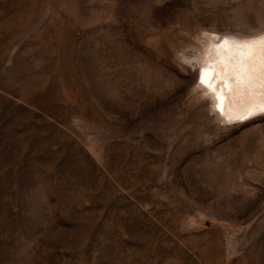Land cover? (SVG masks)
I'll return each instance as SVG.
<instances>
[{"label":"rangeland","instance_id":"1","mask_svg":"<svg viewBox=\"0 0 264 264\" xmlns=\"http://www.w3.org/2000/svg\"><path fill=\"white\" fill-rule=\"evenodd\" d=\"M225 35L264 0H0V264H264V108L198 82Z\"/></svg>","mask_w":264,"mask_h":264},{"label":"bare ground","instance_id":"2","mask_svg":"<svg viewBox=\"0 0 264 264\" xmlns=\"http://www.w3.org/2000/svg\"><path fill=\"white\" fill-rule=\"evenodd\" d=\"M215 38L200 70L198 82L215 100L214 112L222 120L239 123L264 108V36ZM204 82L201 83V72Z\"/></svg>","mask_w":264,"mask_h":264},{"label":"snow or ice","instance_id":"3","mask_svg":"<svg viewBox=\"0 0 264 264\" xmlns=\"http://www.w3.org/2000/svg\"><path fill=\"white\" fill-rule=\"evenodd\" d=\"M201 83H202V84L205 83V82H204V73H203V70H202V72H201Z\"/></svg>","mask_w":264,"mask_h":264}]
</instances>
